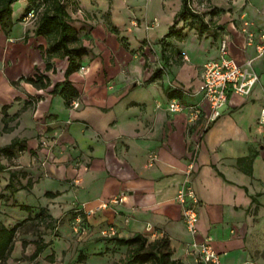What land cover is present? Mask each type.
Masks as SVG:
<instances>
[{
  "label": "crops",
  "instance_id": "obj_1",
  "mask_svg": "<svg viewBox=\"0 0 264 264\" xmlns=\"http://www.w3.org/2000/svg\"><path fill=\"white\" fill-rule=\"evenodd\" d=\"M194 1L191 9L203 14L208 28L198 32L180 19V35L166 37L181 0H65L76 32L71 46L86 49L67 77L79 92L75 109L51 93L65 79L67 58H50L47 70L49 42L37 34L36 22L22 17L28 0L11 5L9 33L0 27V147L17 145L0 156V223L10 227L42 210L40 222L22 225L45 230L17 240L16 256L23 251L29 259L30 241L41 237L48 245L34 264H58L73 236L72 216L80 214L93 234L113 226L115 236L128 238L152 229L168 239L180 264H202L191 249L202 241L220 264H264V132L258 122L264 51L255 46L264 0H197V9ZM245 22L255 34L251 44L241 30ZM221 46L255 71L258 82L248 95L230 94L221 116L204 128L209 109L198 91L202 65L217 58ZM39 74L49 79L47 87L24 79ZM172 99L185 108L168 111ZM191 105L201 109L193 124L187 122ZM191 162L189 179L199 199L194 234L175 200ZM118 195L121 203L98 209ZM49 255L53 262L47 263Z\"/></svg>",
  "mask_w": 264,
  "mask_h": 264
},
{
  "label": "trees",
  "instance_id": "obj_2",
  "mask_svg": "<svg viewBox=\"0 0 264 264\" xmlns=\"http://www.w3.org/2000/svg\"><path fill=\"white\" fill-rule=\"evenodd\" d=\"M17 0H0V27L4 34L7 35L12 26L11 5ZM29 6L39 7L40 13L36 21V32L47 38L49 44L46 50V69L51 68V63L48 61L52 57H66L68 64L64 72L65 79L53 85L51 93L59 94L64 99L66 105H69L71 99L78 96L79 92L67 80L68 75L79 68V58L86 49L82 46L73 47L71 44L76 41V32L69 23L68 13L66 11L65 0H28ZM23 13V15L25 14ZM211 13L213 12L210 11ZM22 15V16H23ZM203 14H200L190 7V0H181V7L176 15V19L170 25L166 37L172 35H180L181 30H175V25L178 20H187L191 25L196 26L198 32H203L208 28V24L203 19ZM158 70L154 72L150 80L155 78ZM25 81L33 84L38 88H45L49 85L47 76L39 74L33 77L24 78ZM174 91L169 93L173 96ZM17 145L16 141H12L9 145L0 147V156H9L12 154L13 148ZM7 187H11L9 183ZM22 209L30 211L31 208L26 205H20ZM42 210H39L33 217H28L10 227H6L0 223V264L4 263L10 256L15 242V236L18 229L24 222H40ZM113 242L117 246L127 248V255L123 260H118L112 264H180L179 260L171 258L172 251L169 246V241L166 237L147 241L145 235L136 233L128 238H120L113 236L106 239ZM48 243L43 242L39 237L34 241V250L29 256V260H34L39 256ZM84 259L82 253H78L77 261L81 262ZM49 262H53V256H48Z\"/></svg>",
  "mask_w": 264,
  "mask_h": 264
},
{
  "label": "built area",
  "instance_id": "obj_3",
  "mask_svg": "<svg viewBox=\"0 0 264 264\" xmlns=\"http://www.w3.org/2000/svg\"><path fill=\"white\" fill-rule=\"evenodd\" d=\"M39 13V7L30 6L22 17L25 21L35 23ZM251 26V22H245L241 29L246 37L247 44H251L255 36ZM256 37V50L258 53H262L264 51V27L258 29ZM183 58L187 60L186 55H183ZM247 64H249V62ZM257 82V73L247 65L237 64L233 58L228 55L226 47L221 46L219 56L215 59L207 60L202 65L201 83L198 91L201 93L209 109L207 116L204 118L203 127H207L209 123L221 116L227 106L230 94L248 95ZM78 106L79 101L77 98L70 100V108L75 109ZM184 108L185 107L177 99H172L167 104V109L170 112H179ZM200 115L201 109L199 107L195 105L189 106L187 122L189 124L195 123L200 118ZM258 122L263 126L262 131L264 132V106L259 110ZM153 162L154 157L151 156L148 159L147 165H151ZM192 169L193 163L191 162L187 167L185 180L177 192L175 200L181 206V218L185 228L191 234H194L197 231V207L199 206V199L189 179ZM121 202L122 195H118L107 201L101 202L98 205V209L106 208L109 205L119 204ZM92 213L93 211L89 210L86 214ZM73 221L72 229L74 233L80 237L86 235L87 226L84 225L85 222L81 219L80 214H77ZM147 233L150 238H156L157 236V233L152 229H149ZM101 234L110 238L115 236L116 229L113 226L105 227L101 230ZM191 249L197 253L202 264H220L218 254L213 250L208 241H202L201 243L193 242L191 244Z\"/></svg>",
  "mask_w": 264,
  "mask_h": 264
},
{
  "label": "rangeland",
  "instance_id": "obj_4",
  "mask_svg": "<svg viewBox=\"0 0 264 264\" xmlns=\"http://www.w3.org/2000/svg\"><path fill=\"white\" fill-rule=\"evenodd\" d=\"M194 2L196 4L195 9H197L198 8L197 6H199V3H197V0H195ZM206 11H207V15H211L210 11L212 10L207 9ZM74 217L72 216V223L70 224V232H71V235H73L71 236V241H69L70 245L63 251L62 260H60L58 264H89V257H91L90 259L94 260V262L92 261L93 262L92 264H111L115 261L123 260L126 257L127 251H128L127 248L123 246H117L112 242L109 243V241L106 240L107 237L101 234V230L104 228L99 230L98 232L99 234H93L92 229H90L89 224L87 222V218H85V216L80 215L83 222H85L84 225L87 226L86 235H84L83 237H80L79 235L75 234L72 229L73 223H74L73 221ZM35 231L37 232L40 231V233H45V230L43 228L34 229L33 227H31L30 224L22 225L18 230L19 233L16 234L15 236V242L25 236L35 237L36 236ZM146 238H147V241L150 242L155 239H160L161 237L150 238V236L148 237L146 235ZM15 242H14L13 250L9 256V259L2 264H6L10 259H13V258H14V264H34V260L33 261L29 260L28 256L23 254V251L21 255L16 256L17 255V250H16L17 243ZM30 243L33 244L34 242L30 241ZM101 243H103L102 247H100ZM66 244H68V242ZM92 245H94L95 248L94 247L90 248ZM25 247L26 245H23L24 249ZM71 251H74V254L69 259V261H67L68 252H71ZM78 253H82L84 255V259L81 262L77 261ZM92 256H94V258ZM46 262L50 263L49 260H46ZM53 264H56V263H53Z\"/></svg>",
  "mask_w": 264,
  "mask_h": 264
}]
</instances>
